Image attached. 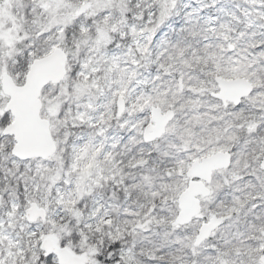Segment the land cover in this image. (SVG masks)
Instances as JSON below:
<instances>
[{"label":"snow or ice","instance_id":"1","mask_svg":"<svg viewBox=\"0 0 264 264\" xmlns=\"http://www.w3.org/2000/svg\"><path fill=\"white\" fill-rule=\"evenodd\" d=\"M0 264H264V0H0Z\"/></svg>","mask_w":264,"mask_h":264}]
</instances>
